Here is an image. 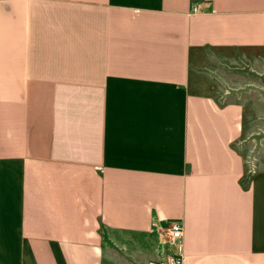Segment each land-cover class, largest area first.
<instances>
[{"label":"crops","instance_id":"obj_1","mask_svg":"<svg viewBox=\"0 0 264 264\" xmlns=\"http://www.w3.org/2000/svg\"><path fill=\"white\" fill-rule=\"evenodd\" d=\"M229 51L264 60V0H0V237L18 264L170 254L171 222L182 264H264V174L243 182V107L209 76Z\"/></svg>","mask_w":264,"mask_h":264},{"label":"rangeland","instance_id":"obj_2","mask_svg":"<svg viewBox=\"0 0 264 264\" xmlns=\"http://www.w3.org/2000/svg\"><path fill=\"white\" fill-rule=\"evenodd\" d=\"M228 54L234 58L229 65L215 68L209 76L216 97L224 103L235 102L243 107V129L236 149L245 163L243 182H248L256 174H264V60L256 52L229 51ZM2 238L5 237H0V264H18L20 243L13 236L9 241H1ZM163 244L168 245L167 232H161L160 249ZM167 255L172 257L159 253L158 257L140 256L123 261L126 264H161L168 260L163 259Z\"/></svg>","mask_w":264,"mask_h":264},{"label":"built area","instance_id":"obj_3","mask_svg":"<svg viewBox=\"0 0 264 264\" xmlns=\"http://www.w3.org/2000/svg\"><path fill=\"white\" fill-rule=\"evenodd\" d=\"M192 10H196V4L192 3ZM182 228L179 222H171L166 226L163 232H167L168 235V246L171 247L170 254L172 257L165 256L163 259L167 258L168 260L161 264H182V257L179 253ZM166 235V234H165ZM160 264V262H159Z\"/></svg>","mask_w":264,"mask_h":264}]
</instances>
